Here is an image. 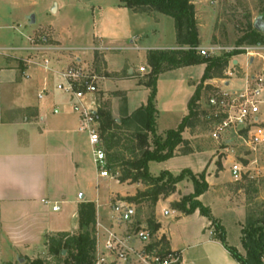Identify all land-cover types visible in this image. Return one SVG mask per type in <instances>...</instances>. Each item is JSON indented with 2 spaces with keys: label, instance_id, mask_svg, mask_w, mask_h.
Returning <instances> with one entry per match:
<instances>
[{
  "label": "crops",
  "instance_id": "1",
  "mask_svg": "<svg viewBox=\"0 0 264 264\" xmlns=\"http://www.w3.org/2000/svg\"><path fill=\"white\" fill-rule=\"evenodd\" d=\"M90 16L91 20L89 18L88 21L91 24L87 33L83 34L86 44H74L73 36L51 26L54 30L53 40L62 46L72 47H88L100 41L112 48L111 51L103 54L104 75L94 73V59L91 55L83 58L88 60L87 63L93 73L101 77L98 83L101 92L99 94L105 99H108V95L109 98L112 97L110 112L113 115L121 114L123 119L125 113L129 115L144 105L145 95L142 98L140 96V104L136 106L130 107L128 104L125 108L121 105L120 100L125 99L127 102L129 98L126 93L128 90L122 89L120 85L130 76H121L123 63L112 53L120 50H142L146 54L152 50H174L176 49L174 22L170 24L168 19H165V15L155 12H133L121 6L118 0H108L105 4L98 3V6L93 5ZM7 19L6 27L15 35L12 36L11 41L1 43L0 48L25 45L26 38L33 35V29L25 31L26 23L21 22V29L24 30L18 31L19 24L11 20L10 13L7 14ZM163 29L173 37V43L141 45L149 35L156 38ZM151 41L160 42L158 39ZM13 60L0 59V264H24L36 259H42L46 263L54 258L47 252L46 239L60 234H76L78 208L81 204L94 205L95 221H98L102 227H115V221L113 213L109 215L100 213L98 201L87 199L83 192L87 179L83 166V147L84 141L88 144L87 137L77 131L78 119L72 113L71 101L56 90L59 82L56 71L65 64V61L53 62V70L44 71L35 66L25 67L22 62ZM232 63L239 64L236 60ZM192 67H181L161 73L156 82V106L160 100L161 82L174 83L182 87H180L182 98L179 107L176 105V111L172 109L164 111L166 114L172 113L175 118L176 124L172 129H176L187 116L188 101L196 85L199 84L198 80L194 81L190 78ZM139 68H143L144 72L140 73ZM203 70L204 65L200 76ZM137 72L138 77L144 80L143 74L148 73L146 61L138 66ZM23 73L27 77H24ZM128 75L133 76V72L129 70ZM208 82L213 83L214 79L207 80L204 84ZM224 85L230 86V81H225ZM112 93H115L116 97ZM41 94L43 97L39 98ZM170 96L172 95H166V98ZM54 109L58 110L57 114L53 113ZM113 119L119 121L120 118L117 116ZM156 119L155 115V133L158 137L164 138L157 131ZM185 131L186 129L182 133V139L188 142ZM201 155L203 153L191 150L187 153L174 154L165 161L167 173L172 172L173 162L191 160L192 157L200 165L198 170L195 169L193 172L197 174L205 170L206 163L200 160ZM221 172L223 171L219 174ZM94 180L97 186L102 180L107 179L99 178L95 170ZM206 181L210 191L205 194L215 192L211 190L216 183L211 179L209 182L208 177ZM115 182L118 184V181ZM123 193L117 194L116 197L127 201ZM179 193L177 184L175 193L169 198ZM205 194L197 200L200 202ZM210 198L227 212H239L237 208L219 201L217 196ZM54 207L58 210L54 211ZM157 207L159 206H156L155 221L159 225L158 235L163 237L168 249L180 252L181 264H239L217 240L212 228L208 234L205 233L208 222L202 225L201 230L193 231L186 226L188 221L180 225V221L186 216L166 206H160L163 216L164 211H168L167 216L177 214V219L171 227L159 218ZM193 215L202 218L198 212ZM136 219L141 223L138 218ZM226 244L232 247L227 242Z\"/></svg>",
  "mask_w": 264,
  "mask_h": 264
},
{
  "label": "rangeland",
  "instance_id": "2",
  "mask_svg": "<svg viewBox=\"0 0 264 264\" xmlns=\"http://www.w3.org/2000/svg\"><path fill=\"white\" fill-rule=\"evenodd\" d=\"M106 1L108 0H0V44L11 41L12 36L15 35L6 27L8 13H10L11 20L19 24L18 31L24 30V28L21 29V25L25 22V31L26 29H33V35L37 36L43 34L53 40L54 30L51 28V26H53L62 32H66L65 34L73 36V38H75L73 39L74 44H86L87 41L83 38V34L87 33L89 25L91 24L88 21L89 18L91 20V7L95 4L98 6V3L105 4ZM193 5L194 16L201 41L200 47L205 49L212 46L220 47L223 50H221L218 55H221L224 51H228L229 49L264 46L239 43V39L243 36L248 23L253 24L255 21H262L264 0H194ZM30 16H34L35 18L34 25L29 24ZM165 19H168L169 23L172 24L173 19L171 17L166 16ZM262 23L263 31L261 32L264 33V21H262ZM172 38L173 37L168 35L166 30L163 29L156 38L149 35L148 38H146L147 40H144L141 45L151 46L155 45V43L158 44L163 42L169 44L173 43ZM152 39H158L160 42L151 41ZM54 42L56 43V41ZM239 51H241L242 54L232 57V60L238 61L239 64H233L235 67H232V64L229 63L222 76L214 78L213 83L208 82L207 84H201L202 76L200 75L202 65H194L192 69H190V78L194 81H199V84L195 87L196 89L200 87L201 92L200 98L196 101L199 114L202 113V110L206 109L205 102L207 97L216 90H221L223 88V82L230 81V86L227 87V90H239L244 86L243 80L245 75L255 76L260 74L262 69H264V52H260L259 55L252 54L249 56L245 51ZM106 52L109 51L96 54L95 56L97 58L93 56L94 73H100L101 75L105 74L103 54ZM112 54L119 57V60L123 63L120 73L121 76H130L120 85L122 89L128 90L126 93L129 98V100L127 98V102L125 99L120 100L121 105L125 108L128 107V104L130 107L136 106L140 104V96L142 98L143 95H145L143 106H146L150 96V88H148L145 83L147 82L146 75L149 73L150 68L148 67L147 74H143L144 80L138 77L137 68L139 65L144 64L145 61L147 62V53L145 54V51L142 50H120ZM0 59L14 61L11 56L7 58L0 57ZM251 60L254 61L252 62ZM85 61L87 62L88 60ZM129 70L133 72V76L128 75ZM228 71L231 74L230 76L226 74ZM156 85L157 83L155 84V96L157 90ZM180 87L178 84L174 85V83L166 84L161 82L158 106L155 105L154 97L153 105L157 116L156 128L164 138L176 124L174 116L171 115L172 113L167 112L168 114H166L164 111L170 109L176 111V105H180V100L182 98ZM112 94L114 95L115 93ZM166 95L172 96L166 98ZM114 96L116 97V95ZM99 97L101 99L103 111H108L113 118L117 116L119 118L122 117L119 113L113 115L110 112L112 97L109 98L108 95V99H105V97L100 94ZM216 128V123H207L200 114L193 123V126L186 129L185 136L189 143L184 140L185 144L183 143L179 148L177 147L178 149L176 148L174 150L173 156L174 154H182L190 150L203 153L200 160L205 161L206 169L195 174L193 170H198L200 165L197 161H194L195 158L193 159V157L191 160H178L173 162L172 172L168 173L171 178L164 177L162 183L167 184L169 182H174L175 179L182 178L175 183L174 186L176 189V185L178 184V191L180 193L177 195L175 194L171 198L169 197L175 193V189L173 193L167 197L161 194L155 206H152L148 198V196L152 195L151 186L144 183V181L134 183L129 180L123 182L119 180L123 171H129V166L124 164L125 161L130 159V156L126 153L110 152L107 155L108 161L111 162H108L110 167H114L109 171V174L112 175V179L108 178L107 180H102L99 185L96 186L94 180L95 168L92 163L90 149L88 144L84 141L83 166L87 179L83 192L86 194V198L97 200L100 213L109 215L112 213L110 205L113 199H118V197H116L117 194L124 192L123 194L127 201L136 208L137 218L141 223L147 224L150 217H153L155 220L156 206L158 205L157 214L159 218H161L164 223L170 224L171 227H173V222L177 219V214H175V216H163L160 206H166L168 209H173L175 212L181 213L177 208H174V204L179 202L182 197L189 196L195 191L194 183L187 173H191L197 180H199L198 176L200 174H204V181L207 184L206 192L210 191L208 189L209 185L206 181V177H208L209 182L211 179L213 183H216L214 184L215 186H212L211 190L215 192H211L212 194H205V192L200 204L206 210L208 209L209 216H211L224 231L225 241L232 246L239 255L245 257V250L242 248L241 244L242 229L247 227L249 219L256 221L264 214V124L249 129L252 135L258 134V132L261 131V138L259 142L256 143L252 142L249 134L247 135L245 131H239L235 134L233 130L222 132L220 138L215 140L211 135ZM225 141L229 142L226 143ZM230 151H232L233 154ZM115 159L121 160L112 163ZM233 160L242 166V174L238 180H234L228 171ZM165 161L148 163V175L152 178H159L162 174L167 173ZM222 165L224 168H222ZM220 171L223 172L219 174ZM115 179L118 180V184H116ZM143 195L146 197L139 200ZM213 196H217L219 201L226 202V205L237 208L239 212H227L221 209L219 205L210 198H213ZM135 198L136 201H133L132 199ZM176 199H178V201H176ZM189 204L190 202L187 204V207ZM210 205H212V207ZM195 212L199 213L198 210H194L187 215L182 213L186 217L184 220L180 218V225L185 224L184 221H188L186 226L193 229V231H199L202 225H206L208 222L205 233L208 234L211 230L210 228L215 232V227L210 219L202 216L200 213L199 215L204 219L195 217L193 215ZM92 235L95 239V232ZM46 264H62V259L58 260L57 258H52V260H50V262L47 261Z\"/></svg>",
  "mask_w": 264,
  "mask_h": 264
},
{
  "label": "trees",
  "instance_id": "3",
  "mask_svg": "<svg viewBox=\"0 0 264 264\" xmlns=\"http://www.w3.org/2000/svg\"><path fill=\"white\" fill-rule=\"evenodd\" d=\"M193 1L118 0L121 6L133 12H155L171 17L174 22L176 49L147 52V65L150 71L146 75L147 82L145 85L150 88V96L146 106L140 107L129 115L125 113V117L123 119L120 118L119 121L113 119L108 111L102 110L100 136L104 144L106 157L110 152L126 153L130 156V159L124 163L129 166V171H123L119 180L122 182L129 180L134 183L144 181V183L151 186L152 195L148 196V198L152 206H155L161 194H164L165 197L171 195L175 189V183L182 178L164 184L162 183L164 177L171 178V176L168 173H164L159 178H152L148 175L147 164L172 158L174 150L183 143L185 144V141L182 139V133L185 129L193 126V123L200 115L196 101L200 98L201 94L200 87L195 89L187 105V116L182 119L175 130L169 131L166 137L162 139L157 137L155 133L156 110L153 102L157 77L169 70L204 65L201 77V84H203L207 80L221 77L232 57L242 54L240 51L223 52L221 55L213 57L197 54L194 49L200 47L201 41L194 16ZM261 20L264 21V10ZM239 43L264 45V33L254 29L252 23H248L243 36L239 39ZM120 130H124L125 132H121ZM109 158L111 160L110 156ZM120 160L115 159L112 163ZM109 163L108 170L110 171L114 167L111 168ZM187 174L194 183L195 191L189 196L182 197L179 202L174 204V208H177L181 213L186 215L192 213L194 210H198L202 216L209 218L215 227L217 240L237 263L264 264V214L256 221L249 219L247 227L242 229L241 244L246 255L245 257L239 255L232 247L227 246L224 231L209 216L208 209L206 210L197 200L207 190L204 174L198 176L200 181L191 173L188 172ZM145 197L143 195L139 200ZM132 200L136 201V198ZM189 202L190 204L187 207ZM147 223L153 232L159 229V225L153 217H150ZM94 224V205L91 203L81 204L78 208V232L73 235L60 234L48 237L46 239L48 254L58 260L62 259V264H91L95 249V239L92 235L94 233ZM163 242L165 243L164 240H162ZM24 264L46 263L42 259H36Z\"/></svg>",
  "mask_w": 264,
  "mask_h": 264
},
{
  "label": "built area",
  "instance_id": "4",
  "mask_svg": "<svg viewBox=\"0 0 264 264\" xmlns=\"http://www.w3.org/2000/svg\"><path fill=\"white\" fill-rule=\"evenodd\" d=\"M111 50V47L100 41L88 47L62 46L43 34L27 37L26 44L22 46L0 48V57L11 56L25 67L35 66L44 71L53 70V62L65 61L56 71L59 78L56 90L71 101L72 113L78 119L77 131L86 135L95 170L101 179H112L100 136L102 104L98 83L101 77L93 73L83 57H93ZM194 50L200 56L213 57L218 56L223 49L212 46L207 49L197 47ZM239 50L245 51L249 56L259 55L264 52V46L234 48L224 52ZM232 61L231 59L230 63L235 67ZM139 72H144V69L139 68ZM226 74L231 75L229 71ZM23 75L27 77L25 73ZM243 81L244 86L239 90H227L229 86L223 82V88L206 99V109L200 114L207 123L217 124L211 135L215 140L227 130H233L235 134L245 131L255 143L261 138V131L258 132L259 135H252L249 129L264 124V69L255 76L245 75ZM42 97L43 94L39 95V98ZM53 113L57 114L58 110L54 109ZM229 173L234 180L240 179L241 164L233 160ZM110 209L115 227L104 228L95 221V249L91 264H181L180 252L172 251L162 243L164 239L158 235L159 229L153 232L148 223L138 222L133 204L114 198ZM53 210L57 211L58 208L54 207ZM163 214L167 216L169 213L164 211Z\"/></svg>",
  "mask_w": 264,
  "mask_h": 264
},
{
  "label": "water",
  "instance_id": "5",
  "mask_svg": "<svg viewBox=\"0 0 264 264\" xmlns=\"http://www.w3.org/2000/svg\"><path fill=\"white\" fill-rule=\"evenodd\" d=\"M29 21H30V24L31 25H33L34 23H35V18H34V16H30L29 17ZM253 27H254V29H256L257 31H263V23H262V21H255L254 23H253Z\"/></svg>",
  "mask_w": 264,
  "mask_h": 264
}]
</instances>
